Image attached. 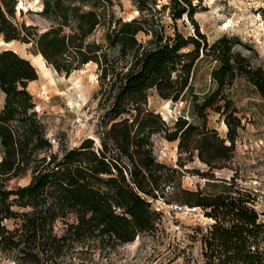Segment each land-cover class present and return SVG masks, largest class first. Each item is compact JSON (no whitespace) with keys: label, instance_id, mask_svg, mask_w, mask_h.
<instances>
[{"label":"trees","instance_id":"obj_1","mask_svg":"<svg viewBox=\"0 0 264 264\" xmlns=\"http://www.w3.org/2000/svg\"><path fill=\"white\" fill-rule=\"evenodd\" d=\"M39 1L38 14L49 24L43 30L16 22L18 0H0V42L28 45L66 77L94 65L98 95L110 104L97 147L85 138L54 151L28 91L38 79L35 67L0 47V254L14 264H63L87 243L112 248L153 236L158 214L151 203L160 199L199 208L212 221L200 238L201 264H264V213L253 207L252 194L229 184L214 195L178 188L167 196L181 174L155 160L151 143L157 133L177 142L180 168L196 156L208 167L203 176L223 169L241 128L226 92L243 79L264 100V69L234 51V37L206 41L193 21L198 1L161 5L173 24L184 17L191 22L188 37L175 26L165 32L154 18L156 0H135L138 17L130 20L116 15L112 0ZM140 33L148 39L138 40ZM205 60L215 64L211 88L197 91V66ZM152 93L187 103L170 127L150 110ZM209 113L223 117L225 139L208 127ZM27 176V184L17 183Z\"/></svg>","mask_w":264,"mask_h":264},{"label":"rangeland","instance_id":"obj_2","mask_svg":"<svg viewBox=\"0 0 264 264\" xmlns=\"http://www.w3.org/2000/svg\"><path fill=\"white\" fill-rule=\"evenodd\" d=\"M112 1L118 17L124 20L138 17L135 0ZM166 1L156 0L159 12L154 18L161 21L169 35L175 26L183 36H193V26L185 17L172 23L168 9L161 8ZM192 4L197 5L193 21L209 44L223 35L234 37V51L245 56L254 66L264 69V0H193ZM16 6V22L35 25L39 30L49 25L38 14L42 8L39 0H18ZM144 13L150 16L149 11ZM137 38L140 41L148 39L142 33ZM0 47L14 50L33 64L35 55L28 45L12 42L0 44ZM214 65L208 60L198 64L194 81L197 91L211 88L209 73ZM33 66L38 79L29 83L28 91L53 150L62 146H77L85 138L93 139L97 147L98 135L104 131L100 122L110 102L103 103L98 95L96 67L87 64L66 77L51 67L47 66L49 70L46 72ZM226 94L236 111L234 116L240 119L241 128L237 132L234 153L224 163L223 169H214L212 175L203 176L208 167L196 156L191 161L183 159L180 168L177 163V142L166 141L161 133L151 137L152 155L157 162L180 171L181 177L175 181V190L170 188L165 191L167 196L177 194L178 188L214 195L225 191L229 184H234V187L248 191L255 197L261 196L262 202L258 201L256 210L264 213V100L243 79H237ZM3 104L4 95L0 92V110ZM148 106L170 127L175 118L186 110L187 103L162 100L152 93ZM208 127L215 129L225 139L223 117L209 113ZM29 179L27 176L17 183L24 185ZM151 207L158 214L155 235H141L131 243L112 248L87 243L78 246L76 252L64 259L63 264H201L200 238L212 221L204 217L199 208L168 205L160 199L153 201ZM0 264L14 263L0 254Z\"/></svg>","mask_w":264,"mask_h":264},{"label":"bare ground","instance_id":"obj_3","mask_svg":"<svg viewBox=\"0 0 264 264\" xmlns=\"http://www.w3.org/2000/svg\"><path fill=\"white\" fill-rule=\"evenodd\" d=\"M0 44H4V43H2V42H0ZM14 51V50H13ZM33 64L36 66V67H38V69L39 70H42V71H46V72H48V68H47V66L45 65V61L41 58V56L40 55H37V56H33ZM32 64V65H33Z\"/></svg>","mask_w":264,"mask_h":264},{"label":"built area","instance_id":"obj_4","mask_svg":"<svg viewBox=\"0 0 264 264\" xmlns=\"http://www.w3.org/2000/svg\"><path fill=\"white\" fill-rule=\"evenodd\" d=\"M252 196L254 197V202H253V207L256 209V205L259 202H262V197L261 196H258V197H255V195L252 194Z\"/></svg>","mask_w":264,"mask_h":264}]
</instances>
